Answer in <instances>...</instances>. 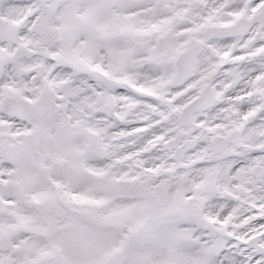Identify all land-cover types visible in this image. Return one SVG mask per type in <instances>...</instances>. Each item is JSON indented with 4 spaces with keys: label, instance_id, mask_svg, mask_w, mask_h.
I'll use <instances>...</instances> for the list:
<instances>
[{
    "label": "snow or ice",
    "instance_id": "snow-or-ice-1",
    "mask_svg": "<svg viewBox=\"0 0 264 264\" xmlns=\"http://www.w3.org/2000/svg\"><path fill=\"white\" fill-rule=\"evenodd\" d=\"M0 264H264V0H0Z\"/></svg>",
    "mask_w": 264,
    "mask_h": 264
}]
</instances>
